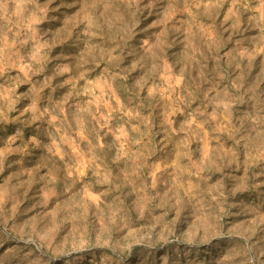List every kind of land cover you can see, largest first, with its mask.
I'll return each instance as SVG.
<instances>
[{"label":"rangeland","instance_id":"374dc122","mask_svg":"<svg viewBox=\"0 0 264 264\" xmlns=\"http://www.w3.org/2000/svg\"><path fill=\"white\" fill-rule=\"evenodd\" d=\"M61 261L264 264V0H0V264Z\"/></svg>","mask_w":264,"mask_h":264},{"label":"trees","instance_id":"16d2710c","mask_svg":"<svg viewBox=\"0 0 264 264\" xmlns=\"http://www.w3.org/2000/svg\"><path fill=\"white\" fill-rule=\"evenodd\" d=\"M232 240H234V239H231V238H220V239L214 241V243L210 244V245L208 246V248H209V249H212L216 244L224 243V242H226V241H232ZM171 245L178 246V247H180V248H182V249L187 248L185 245L180 244V243H178V242H175V243H173V244H172V243H171V244H168V245L163 249V252L168 251V249L170 248ZM188 248H189V250H196V249H199L200 247H188ZM170 249H171V248H170ZM139 250H145V248H144L143 246H136V247H134L133 250H132V256H133L137 251H139ZM92 252H93V255H99V254H101V253H110V251H109V250H106L105 248H95V249L92 250ZM72 259H73V257H69V258H67V259L64 260V261H69V262H71ZM64 261H61V262H51V263H54V264H62V263H64Z\"/></svg>","mask_w":264,"mask_h":264}]
</instances>
